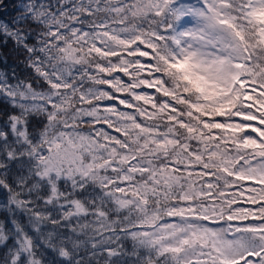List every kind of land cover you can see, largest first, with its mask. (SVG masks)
I'll return each instance as SVG.
<instances>
[{"label":"snow or ice","instance_id":"snow-or-ice-1","mask_svg":"<svg viewBox=\"0 0 264 264\" xmlns=\"http://www.w3.org/2000/svg\"><path fill=\"white\" fill-rule=\"evenodd\" d=\"M0 264H264V0H0Z\"/></svg>","mask_w":264,"mask_h":264}]
</instances>
